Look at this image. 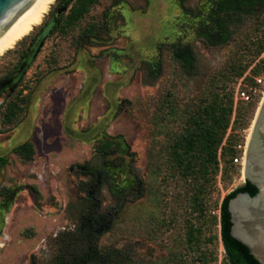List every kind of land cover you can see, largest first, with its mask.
Masks as SVG:
<instances>
[{"label": "rangeland", "instance_id": "rangeland-1", "mask_svg": "<svg viewBox=\"0 0 264 264\" xmlns=\"http://www.w3.org/2000/svg\"><path fill=\"white\" fill-rule=\"evenodd\" d=\"M216 2L101 0L74 30L47 35L21 81L0 90V264H49L62 249L60 234L82 229L99 233L101 249L119 248L121 264H202L201 251L209 264H227L213 211L245 182L242 166L233 161L227 175H215L198 215L192 183L169 163L172 137L215 92L233 96L230 125L242 106L235 123L242 146L264 97L236 102L242 76L233 68L247 64L251 75L264 60V50L255 53L264 6L228 12L231 36L220 43L210 17ZM57 3L0 56V81L16 70ZM92 21L105 27L77 42ZM176 48L193 56L191 67L175 58ZM19 93L28 104L5 123V105ZM105 140L108 149L119 147L116 155L100 152ZM26 143L29 153H20ZM83 171L95 174V185ZM189 223L200 229L197 247L186 239Z\"/></svg>", "mask_w": 264, "mask_h": 264}, {"label": "trees", "instance_id": "trees-1", "mask_svg": "<svg viewBox=\"0 0 264 264\" xmlns=\"http://www.w3.org/2000/svg\"><path fill=\"white\" fill-rule=\"evenodd\" d=\"M100 1L58 0L63 7H67L69 10L66 15L63 14L61 19H57L55 23H52L48 27L47 32L49 34H53L55 31L67 33L74 30L88 15L91 8L99 4ZM120 1L112 0L111 4L115 5ZM185 1L181 0V3L183 4ZM257 5L264 6V0H217L210 17L211 23L215 27L214 31L218 32L219 42L225 43L231 36V32L227 27L229 18H227L226 14L228 12L246 13ZM104 27V22H88L78 34L77 42L82 43L85 39L96 36ZM204 34L207 35V33ZM263 50L264 28L259 39H257L256 55H259ZM174 56L187 68L191 67L194 61L193 56L189 52H184L180 48L174 50ZM262 65H264V60H260L256 64L252 74L247 75L246 79L252 81V76L260 74L259 69ZM233 68L236 75L241 77L247 69V64L239 63ZM27 104L28 96H22L21 93L16 98L9 100L3 111V121L5 123L14 122L17 116L22 113L23 106ZM233 111V96L225 92H215L209 102L199 106L188 117L184 129L172 137L169 145V163L183 178L192 183L191 206L198 215L206 210V196L212 179L220 170L222 175H227L230 164L233 163V158L239 152L236 149V145L239 144V135L235 132V123L243 119L245 112H242V106L236 105L234 120L230 125ZM230 126L231 132L225 138ZM111 144L112 142L109 140L103 141L102 149L104 148L111 152L112 150L108 149ZM29 149L26 143L22 144L18 151L20 153L28 151L27 153H29ZM221 162H223V166H220ZM83 173L91 176L86 184L95 185V174L91 171H83ZM238 192H249L254 195L257 192V188L249 181H245L242 185L225 195L220 204V234L224 247V259L227 264H260L250 253L248 247L231 234L232 223L228 204L229 200ZM199 233L200 229L198 227L193 223L188 224L186 239L189 244L195 247L199 246V238L197 236ZM98 235L99 233H95L94 230L88 231L85 229L62 232L60 234V238L62 237L60 240L62 249L59 248L60 251L54 255L49 264H121V250L116 247L101 249L98 246ZM211 258H208L207 254L201 251L198 261H202V264H209Z\"/></svg>", "mask_w": 264, "mask_h": 264}, {"label": "water", "instance_id": "water-1", "mask_svg": "<svg viewBox=\"0 0 264 264\" xmlns=\"http://www.w3.org/2000/svg\"><path fill=\"white\" fill-rule=\"evenodd\" d=\"M41 1L0 0V45ZM44 35L38 40L31 54L21 62L18 74L0 82V88L11 85L26 72L39 52ZM243 172L244 179L253 184L257 192L254 195L249 192H238L229 200L231 234L248 247L260 264H264V97L255 114L246 142Z\"/></svg>", "mask_w": 264, "mask_h": 264}, {"label": "built area", "instance_id": "built-area-1", "mask_svg": "<svg viewBox=\"0 0 264 264\" xmlns=\"http://www.w3.org/2000/svg\"><path fill=\"white\" fill-rule=\"evenodd\" d=\"M250 75L248 71L244 76L238 80V84L235 90V101L241 100L243 103H251L255 98L263 96L264 94V74H258L252 76V81H248L246 76ZM246 146V145H245ZM245 146L241 144L236 145V149L239 150L238 154L233 158L234 163H238L244 167L245 158ZM240 149H243L241 152ZM243 172V171H242ZM220 218V209L218 211H213Z\"/></svg>", "mask_w": 264, "mask_h": 264}, {"label": "bare ground", "instance_id": "bare-ground-1", "mask_svg": "<svg viewBox=\"0 0 264 264\" xmlns=\"http://www.w3.org/2000/svg\"><path fill=\"white\" fill-rule=\"evenodd\" d=\"M52 2L53 0H42L38 4V6L31 12V14L22 22V24L0 45V56L3 55L7 50L13 48V46L21 38H23L28 32H30L33 26H36L41 22L44 13H46L49 5ZM251 127L250 129H248V137L251 131Z\"/></svg>", "mask_w": 264, "mask_h": 264}, {"label": "flooded vegetation", "instance_id": "flooded-vegetation-1", "mask_svg": "<svg viewBox=\"0 0 264 264\" xmlns=\"http://www.w3.org/2000/svg\"><path fill=\"white\" fill-rule=\"evenodd\" d=\"M67 9V7H63L61 5V2H58L57 5L55 6V10L53 11V13L49 16L47 22L44 24L43 28L41 29L40 33L38 34L37 38H35V41L33 42V44L29 47V49L27 50V52L25 53V55L23 56V59L20 61V63L18 64L16 70H14V72L12 74H10L7 78L1 80L0 82L6 80V79H9L13 76H16L18 74V70H19V66L21 64L22 61L25 60L26 57H28L31 52H32V49L35 48V45L36 43L38 42V40L41 38L42 35L46 34V30L48 29V27L52 24V23H55V21L57 19H61V17L63 16L65 10ZM49 35L46 34L44 35L45 37L43 38V42H44V39L46 38V36ZM43 44V43H42ZM42 46V45H41ZM40 50V49H39ZM35 59V58H34ZM25 74V72L22 74V76L20 77L19 80H16L14 83H12L11 85L9 86H6V87H3V88H0V90H3L5 88H8V87H14V85L18 84L19 81H21L23 75ZM119 147H113L111 148V152H108L106 149H102V152L103 154L105 155H116L119 151H118ZM246 181V180H245Z\"/></svg>", "mask_w": 264, "mask_h": 264}]
</instances>
